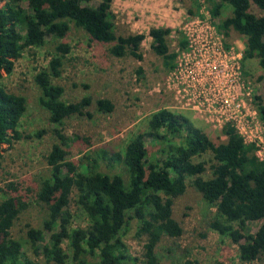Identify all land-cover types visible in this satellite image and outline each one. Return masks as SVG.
Listing matches in <instances>:
<instances>
[{"label": "trees", "instance_id": "trees-1", "mask_svg": "<svg viewBox=\"0 0 264 264\" xmlns=\"http://www.w3.org/2000/svg\"><path fill=\"white\" fill-rule=\"evenodd\" d=\"M23 1L27 8L21 6ZM205 1L211 4L209 10L214 17L220 16L224 4L231 7V15L218 25L219 31L225 39L231 31L242 38L243 68L244 61L257 59L264 69V0ZM90 2L8 0L0 7V80L3 74L12 73L24 50L51 45L47 64L36 69L32 83L38 107L54 125L49 129L54 143L44 156L46 171L38 178V186L24 189V194L20 193L19 184L12 182L0 189V264H66L68 260L71 264H137L139 259L129 254L126 245V235L133 224V238L139 242L144 238L141 262L162 264L156 255L157 245L162 238L179 239L183 234L173 218V199L184 193L188 177L193 178L192 186L202 199L215 208L210 228L238 246L239 264L263 261L264 162L256 159L255 146L245 144L232 126L221 129L226 141L214 144L187 118L160 109L151 116L148 131L131 138L122 153L83 155L78 162L82 170L67 161L73 141L60 127L74 115L89 116V98L65 102L63 87L54 82L68 63L71 47L67 37L71 27L88 36L91 44L107 45L112 57L142 60L140 48L145 36L117 35L112 0H101L93 8L88 5ZM189 12L196 15L195 11ZM170 33L168 28H152L148 32L150 48L162 58L166 72L174 69L177 57L168 48ZM180 35L179 52L186 47ZM137 74H142L141 68ZM253 105L264 126V99L255 96ZM96 108L108 113L112 105L103 99L96 102ZM26 110V97L7 92L0 83V168L3 146L10 148L32 138L18 131ZM46 133L42 130L34 136L41 138ZM145 139L158 148L151 158ZM206 152L212 154L213 163L210 177L205 179V164L195 163L194 159ZM103 162L111 169L121 165L126 178L106 167L102 170ZM30 195L35 204L44 208L45 218L40 228L28 226L24 238L14 237L11 230L31 206ZM71 203L86 215L85 227L71 229V215L67 212ZM251 222H259L253 234L248 227ZM45 232L50 233L47 241ZM39 256L43 261H37Z\"/></svg>", "mask_w": 264, "mask_h": 264}, {"label": "rangeland", "instance_id": "rangeland-1", "mask_svg": "<svg viewBox=\"0 0 264 264\" xmlns=\"http://www.w3.org/2000/svg\"><path fill=\"white\" fill-rule=\"evenodd\" d=\"M8 0H0V7ZM101 0H91L90 7H96ZM217 2V0H213ZM27 8V2L20 3ZM198 6V9L196 8ZM211 4L205 0H112V12L115 15V31L117 35L142 34L145 36L140 48L142 60L131 57L115 58L108 53V46L90 43L88 36L80 30L71 27L67 43L71 47L68 63L60 78L54 82L64 89L63 101L74 103L89 98L86 112L89 116L74 115L64 120L63 134L72 139L67 161L79 164L83 155L95 156L97 152L110 156L122 153L127 142L139 133L148 131L151 116L160 109L187 118L190 123L204 131L214 143H224L226 137L221 130L207 125L200 116L188 108L174 102L172 93L166 86V72L163 60L150 48L151 39L148 32L152 28H168L171 33L168 40L170 52L179 53L178 43L182 33L183 23L187 18L208 17L218 25L231 15V7L224 4L220 16L214 17L210 9ZM195 11L196 15L190 14ZM49 40V38H46ZM226 42H236L244 46L242 38L231 31ZM51 45L40 49H26L20 59L14 64L10 75L3 74L0 80L7 92L23 95L27 99V110L21 118L18 131L25 135H32L29 140L18 141L12 147L3 146L0 168V189H5L7 183L19 184L20 193L24 189H34L38 185V178L46 171L44 156L49 152L54 137L49 133L54 125L47 119V113L38 107L37 91L32 83L36 69L45 67L49 59ZM142 74H137V69ZM245 77L252 83L253 95L264 99V69L257 59L244 61ZM108 100L111 112H99L96 108L98 100ZM190 109V108H189ZM46 131L44 136L37 138L35 132ZM149 158L158 150L154 142L145 139ZM102 156V155H101ZM212 154L206 152L194 159L195 163L203 162L206 172L202 177H210V166L213 163ZM257 159V158H256ZM101 169L107 167L101 164ZM115 173L126 175L122 166L117 164L108 168ZM65 172V170H63ZM193 178L185 180V191L173 199V218L180 224L183 234L179 239L162 238L156 247V255L162 264H185L194 261L196 264H239L238 246L216 231L209 224L215 216V208L208 205L192 186ZM37 189H35L36 191ZM32 198V196L30 195ZM73 198L74 195L72 194ZM2 193L0 192V201ZM31 206L20 216L13 226L11 233L14 237L24 238L27 227L40 228L45 218L44 208L30 199ZM71 215V229L85 227L88 224L86 215L74 203L67 209ZM259 222L248 224L253 234ZM135 225L126 235V245L132 257L138 258L137 264H143L142 245L144 238L139 241L133 238ZM47 241L50 233H44ZM242 242V241H241ZM68 252L66 244L64 245ZM43 261L38 257L37 261ZM66 264H71L70 260ZM251 264H264L263 261Z\"/></svg>", "mask_w": 264, "mask_h": 264}, {"label": "built area", "instance_id": "built-area-1", "mask_svg": "<svg viewBox=\"0 0 264 264\" xmlns=\"http://www.w3.org/2000/svg\"><path fill=\"white\" fill-rule=\"evenodd\" d=\"M182 36L186 47L166 78L174 102L212 128L232 126L264 162V126L253 105L252 83L243 75L244 46L227 43L218 24L208 17L187 18Z\"/></svg>", "mask_w": 264, "mask_h": 264}]
</instances>
